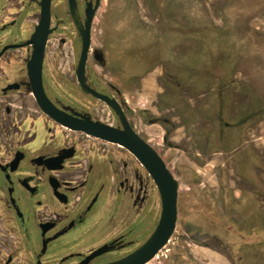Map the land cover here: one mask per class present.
Masks as SVG:
<instances>
[{
	"label": "flooded vegetation",
	"instance_id": "af4514ba",
	"mask_svg": "<svg viewBox=\"0 0 264 264\" xmlns=\"http://www.w3.org/2000/svg\"><path fill=\"white\" fill-rule=\"evenodd\" d=\"M73 1L74 16L68 0L49 2L41 63L48 111L35 96L28 70L41 0H0V264H111L144 244L158 224L160 192L137 156L120 143L73 129L52 116L53 105L77 121L124 129L117 110L78 81L80 30L86 29L90 11L86 86L116 104L132 132L159 156L177 183L174 230L144 264H264V82L254 85L248 74L233 73L230 55L220 43L225 55L216 44L206 55L191 46L194 60L183 71L162 72L154 101L165 98L166 111L155 104L152 112V101L139 107L136 91L132 101L92 68L91 63L107 65L110 56L104 48L105 27L110 25L105 13L94 42L95 19L105 0ZM167 3L140 0L155 21L167 18ZM137 8L130 13L133 31L128 38L133 45L138 36L134 49H147L153 45L152 33L162 39L166 28L162 21L158 28L137 18ZM216 14L223 19L219 10ZM222 27L217 29L228 28ZM68 42L77 94L71 98L57 94L52 81V57ZM153 125L161 128L160 136L154 132L160 140L152 135ZM242 148L247 152L241 155ZM171 149L180 150L183 161H172ZM211 161L214 183L206 186L207 176L198 168ZM180 180L188 185L184 195L197 204L189 217L198 231L195 237L183 234L189 244H173L181 249L173 260L175 248L166 247L180 217Z\"/></svg>",
	"mask_w": 264,
	"mask_h": 264
},
{
	"label": "rangeland",
	"instance_id": "374dc122",
	"mask_svg": "<svg viewBox=\"0 0 264 264\" xmlns=\"http://www.w3.org/2000/svg\"><path fill=\"white\" fill-rule=\"evenodd\" d=\"M166 1H168L167 18L160 17L155 21L154 15L152 17L142 9L140 0H105L95 19L94 42L97 43L96 37L99 35L101 14L105 13L106 21L108 17L110 25L107 24L105 27L104 48L106 54L110 56L107 57V65L103 67L91 63L100 80L105 84L116 85L132 101H134L133 98H136L139 107H144L152 101V112L156 113L155 104L159 111H166L165 98L160 102L154 101L156 93L161 90L160 83H163L162 72L165 70L173 73L183 71L186 68L185 63L194 60V57L191 56L192 51H188L189 47H199V52L206 55L210 51L208 49L215 48L213 44L218 47L220 43L221 47L226 49L230 55L233 73L237 76H242V73L248 74L254 85L257 82H264V0H164L165 3ZM56 3L60 4V0H56ZM135 5L138 6L135 15L137 18L149 20L158 28L163 23V27L166 28L165 34H161L162 39L159 38V34L152 33L153 45L147 49L145 47L134 49L138 36L133 37V45L130 43V37L128 38V34L133 31L129 29V27L131 28L130 13ZM217 10L223 14L222 20L217 18ZM107 11L113 13L107 14ZM126 12L129 17H126V25H124L121 21H123L122 18L125 17ZM146 16H150L151 19L144 18ZM225 20L228 21L227 25H225ZM122 25L123 27H119ZM221 26L223 29L228 28L224 31L217 29ZM60 35L62 36V34ZM156 42L159 44H155ZM160 42L163 43V46ZM69 45L70 42L59 46L57 56L52 57V81L57 85L55 91L64 97L69 94L67 98L77 95L70 77L72 54ZM218 52L224 53L221 49ZM132 91H136L133 98L131 97ZM143 126L140 125L144 129ZM153 128L156 129L152 132L153 137L160 140L158 134L154 133L158 130L159 136L162 134L160 126L153 125ZM182 132L181 129L177 134L180 136ZM179 136H175V138L177 139ZM171 151L172 161L173 158L177 160L178 157H182L183 153L180 150L171 149ZM246 152L247 149L242 148L239 154L242 155ZM178 161H183V157ZM213 165L214 163L211 161L204 168H198L207 176L204 178L206 186L214 183L213 174L216 170L214 167L212 168ZM189 166L192 170L193 168L197 169L195 166ZM180 181L182 190L179 204L180 217L176 232L166 247V249L175 248L171 251L173 260L177 259L178 252L181 250L173 244L178 243L184 246L189 244L188 240H182L183 234L189 233V237L194 234L195 237V232L198 231V228L196 231L193 228L192 219L189 217L191 208L195 209L197 204L189 197L190 195L188 197L184 195L188 185L186 181ZM162 253H165V249Z\"/></svg>",
	"mask_w": 264,
	"mask_h": 264
},
{
	"label": "water",
	"instance_id": "95a60500",
	"mask_svg": "<svg viewBox=\"0 0 264 264\" xmlns=\"http://www.w3.org/2000/svg\"><path fill=\"white\" fill-rule=\"evenodd\" d=\"M49 2L50 0H41L42 16L36 32L32 36L35 43L32 59L29 62L28 70L31 80V86L40 102L41 106L48 111L51 110L49 101L44 94L41 82V63L43 56L44 40L47 33L48 16H49ZM71 14L74 16V1L68 0ZM93 12L87 13V20L85 22L86 29L80 30L82 36V50L77 66V77L80 84L91 92L92 94L106 100L114 107L120 115L123 130L112 129L110 127L100 124H90L87 122L77 121L76 119L59 111L52 105V116L61 123L68 125L73 129L84 130L92 133L95 136L104 138L109 141L120 143L133 152L145 168L153 177L161 196V214L153 233L138 249L128 256L113 262L111 264H144L149 261L159 249L167 242L171 236L176 222L177 215V183L173 179L171 173L167 170L163 161L159 156L143 141H141L131 130L126 122L123 114L120 112L116 104L109 100L106 96L94 92L88 88L84 79V63L89 45V25L92 19Z\"/></svg>",
	"mask_w": 264,
	"mask_h": 264
}]
</instances>
